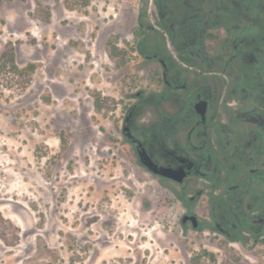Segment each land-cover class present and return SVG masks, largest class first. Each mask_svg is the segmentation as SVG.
<instances>
[{
    "label": "rangeland",
    "instance_id": "1",
    "mask_svg": "<svg viewBox=\"0 0 264 264\" xmlns=\"http://www.w3.org/2000/svg\"><path fill=\"white\" fill-rule=\"evenodd\" d=\"M70 2L0 0V264H264V204L231 176L264 173L257 116L228 121L250 103L179 60L161 1ZM202 91L222 132L185 147L171 120Z\"/></svg>",
    "mask_w": 264,
    "mask_h": 264
},
{
    "label": "flooded vegetation",
    "instance_id": "2",
    "mask_svg": "<svg viewBox=\"0 0 264 264\" xmlns=\"http://www.w3.org/2000/svg\"><path fill=\"white\" fill-rule=\"evenodd\" d=\"M160 1L163 3L164 15L168 18L164 23L165 32L170 37L182 38L181 44L169 40L173 49L179 52V60L191 68H196L197 78L202 81L205 75L215 74L212 70L221 69L220 73L226 74L231 82L225 99L236 101L240 107H243L245 102L250 103L248 114L237 113L241 108H228V121L252 122L254 120L251 116H257L256 128L248 130L249 133L255 134L246 135L250 138L248 139L250 141L246 140L245 143L248 149L246 160L253 153L262 156L264 153V0H154L158 13L161 12ZM170 63L174 65L171 60ZM252 68L254 71H249ZM234 69L238 72L234 73L232 71ZM214 80L221 85L225 83L219 78ZM208 95L210 96L206 97L203 91L196 94L186 93L185 107L191 105L192 109L189 111L183 107L179 115L171 120L173 127L179 124L180 133L186 132L185 147H214L211 136L215 133L219 134L221 129L219 123L211 118L212 110L209 109V103L206 101L218 98V93ZM193 100L195 102L192 103ZM225 105L231 107L232 103ZM221 143L223 148H229L230 151L236 147L235 143L225 141L224 137ZM222 156L226 157L227 152ZM231 176L235 182L237 179L239 186L246 183V186H243V195L250 196L247 208L252 207V198L264 204L263 172L254 170L251 175L246 176L233 171ZM217 180L218 177L213 180L214 183ZM262 209L264 213V205ZM210 218L212 230H216L226 238L231 237L229 232L221 228L214 212ZM249 222L258 233L264 234V217H250Z\"/></svg>",
    "mask_w": 264,
    "mask_h": 264
},
{
    "label": "trees",
    "instance_id": "3",
    "mask_svg": "<svg viewBox=\"0 0 264 264\" xmlns=\"http://www.w3.org/2000/svg\"><path fill=\"white\" fill-rule=\"evenodd\" d=\"M71 0H66V5L67 6H70L69 8H73L72 5H71ZM73 2L72 3H81L83 7H86L88 4H89V0H72ZM47 16L49 15L48 13L46 14ZM97 101V100H96ZM96 110L97 111H100V107L98 105V101L96 102Z\"/></svg>",
    "mask_w": 264,
    "mask_h": 264
}]
</instances>
